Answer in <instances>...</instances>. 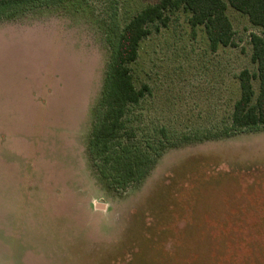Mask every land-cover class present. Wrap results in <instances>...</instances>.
Masks as SVG:
<instances>
[{
	"label": "rangeland",
	"instance_id": "1",
	"mask_svg": "<svg viewBox=\"0 0 264 264\" xmlns=\"http://www.w3.org/2000/svg\"><path fill=\"white\" fill-rule=\"evenodd\" d=\"M157 1L0 9V264H264V125L232 124L264 28L229 0L227 45L182 7L148 25L128 63L142 95L111 159L93 151L119 36ZM127 150L130 177L112 167Z\"/></svg>",
	"mask_w": 264,
	"mask_h": 264
},
{
	"label": "trees",
	"instance_id": "2",
	"mask_svg": "<svg viewBox=\"0 0 264 264\" xmlns=\"http://www.w3.org/2000/svg\"><path fill=\"white\" fill-rule=\"evenodd\" d=\"M41 1L48 0H0V9ZM229 4L236 11L246 15L253 25L264 28V0H229ZM167 7H182L188 10L191 13L193 26L204 25L212 49L219 43L222 45L230 43L231 25L225 14L226 5L223 0H158L135 14L123 27L119 36L117 49L110 64V72L104 84L102 96L104 101H102L107 105L104 121L93 134L95 137L92 140L93 151L98 155L103 154L105 161L111 159L108 154L109 143L124 127L123 119L127 105L137 103L142 95L132 83L128 63L136 59L139 40L150 32L148 25L160 19L165 23L163 10ZM251 41L252 59L257 62L260 91L255 103H251L254 96L251 76L247 70L239 73L240 97L234 103L232 113V124L236 128L264 125V39L253 34ZM127 152V157L121 154L112 156L115 163L112 167L117 171L120 170L121 163L125 165L127 173L124 177L134 175L141 166V162L130 158V150Z\"/></svg>",
	"mask_w": 264,
	"mask_h": 264
}]
</instances>
